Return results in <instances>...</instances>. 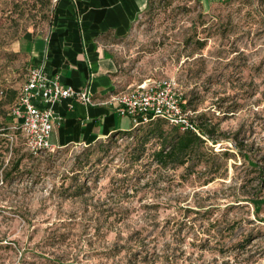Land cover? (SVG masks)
<instances>
[{"label": "rangeland", "instance_id": "374dc122", "mask_svg": "<svg viewBox=\"0 0 264 264\" xmlns=\"http://www.w3.org/2000/svg\"><path fill=\"white\" fill-rule=\"evenodd\" d=\"M54 8L0 0V264H264V0H152L103 37L118 91L176 82L195 168L160 166L151 129L170 125L128 115L129 132L30 153L10 111Z\"/></svg>", "mask_w": 264, "mask_h": 264}, {"label": "crops", "instance_id": "0c3cea01", "mask_svg": "<svg viewBox=\"0 0 264 264\" xmlns=\"http://www.w3.org/2000/svg\"><path fill=\"white\" fill-rule=\"evenodd\" d=\"M148 0H58L49 30L30 35L26 48L33 63L75 89H88L93 103L64 98L54 105L58 118L53 145H90L113 132L125 131V117L107 101L117 89L118 64L105 48L108 33L123 36ZM135 127V125H134Z\"/></svg>", "mask_w": 264, "mask_h": 264}, {"label": "built area", "instance_id": "2783aa9c", "mask_svg": "<svg viewBox=\"0 0 264 264\" xmlns=\"http://www.w3.org/2000/svg\"><path fill=\"white\" fill-rule=\"evenodd\" d=\"M57 1L53 0L54 3ZM69 97L87 104L93 103V95L88 89H75L63 84L58 75L47 74L44 64L33 63L28 68L27 78L19 88L10 115L12 128L23 133L30 153L37 154L53 148L50 137L58 118L54 105ZM183 102V94L176 82L173 79H160L115 92L107 104L120 116H130L135 126L141 119L159 117L182 130L201 135L197 126L187 117Z\"/></svg>", "mask_w": 264, "mask_h": 264}, {"label": "trees", "instance_id": "16d2710c", "mask_svg": "<svg viewBox=\"0 0 264 264\" xmlns=\"http://www.w3.org/2000/svg\"><path fill=\"white\" fill-rule=\"evenodd\" d=\"M148 6L149 8L152 6V0H148ZM53 18L54 11L51 24L53 23ZM159 119L164 120L157 117L150 119L148 123ZM166 122L170 125L168 129H164L159 123L151 129V132L160 140L159 148L155 150L152 155L155 162L162 167H180L189 164L188 166H190V168H195L198 164L203 162L206 157V152L204 149L205 141L202 136L194 131L182 130L178 126L173 125L168 121ZM129 131L130 130L125 132ZM91 145L92 144L89 146ZM139 155H141V153L130 155L131 164L138 161Z\"/></svg>", "mask_w": 264, "mask_h": 264}]
</instances>
